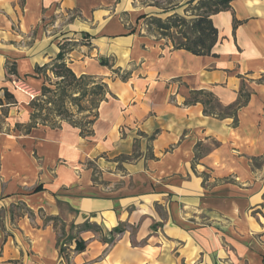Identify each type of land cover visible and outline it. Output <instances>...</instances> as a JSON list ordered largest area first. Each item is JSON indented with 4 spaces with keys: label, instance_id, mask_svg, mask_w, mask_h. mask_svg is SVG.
I'll use <instances>...</instances> for the list:
<instances>
[{
    "label": "crops",
    "instance_id": "0c3cea01",
    "mask_svg": "<svg viewBox=\"0 0 264 264\" xmlns=\"http://www.w3.org/2000/svg\"><path fill=\"white\" fill-rule=\"evenodd\" d=\"M157 13L131 0H0V89L17 102L0 129V264H264V0L212 16L214 56L149 32L138 18ZM68 41L78 43L66 54L72 72L103 78L112 94L93 134L65 122L14 130L44 82L35 67ZM196 90L223 117L185 105ZM238 102L234 122L227 107ZM55 218L66 236L97 229L78 232L85 250L70 247L69 260Z\"/></svg>",
    "mask_w": 264,
    "mask_h": 264
},
{
    "label": "trees",
    "instance_id": "16d2710c",
    "mask_svg": "<svg viewBox=\"0 0 264 264\" xmlns=\"http://www.w3.org/2000/svg\"><path fill=\"white\" fill-rule=\"evenodd\" d=\"M156 2L145 3V7H155L159 10L157 16L147 17L146 14L141 15L138 19H144L147 27L153 26L154 33L160 38L169 41L173 49L185 50L196 56H214L212 50L218 40V31L215 27L212 16L220 12L230 9V4L234 0H160L162 4ZM182 9V13L178 11ZM237 22L234 21V26ZM84 39H89L87 34L83 35ZM77 42H64L59 46V52L49 64L43 66H36L34 71L38 76H44V82L40 88V94L30 101V107L33 111L29 114L28 123H16L15 130L29 134L33 128L38 125L47 126L50 128H60L63 122L79 129L80 136L86 138L93 134L92 126L98 117V108L100 103L106 100L108 95H112L109 91L107 83L103 78L93 76L80 75L76 76L68 67L66 54L69 53ZM102 65L107 66L108 63L104 59L100 60ZM119 76L122 81L128 77V73L120 74L119 70H112ZM47 72L55 78L54 89L47 86L52 85L51 79L47 76ZM15 66L12 64L8 67V74H15ZM88 82L90 89H87ZM75 91L76 94L72 101L76 105V115H69L66 109V101L69 99V91ZM2 95L0 96V109L3 111L5 105L16 104L14 95L8 91L7 88H1ZM56 99H53V98ZM85 97H90L89 108L82 105ZM43 98L45 101H43ZM248 95L245 98L247 101ZM54 103V116L51 117L50 108L48 114L42 113L44 106ZM200 103L203 106L204 114L223 117L225 113L217 112L220 105L214 99L212 93L205 90H196L190 93V98L186 99L185 105H193ZM236 106L227 107L230 111L228 114L234 117L236 122V110L241 106L240 102ZM87 109V110H86ZM40 118L41 123L36 120ZM57 118V120H56ZM52 123V124H48ZM41 187H37L35 191ZM94 226L85 223L81 230L89 231ZM118 228L113 229L110 234L118 233ZM113 241V237L107 241ZM85 250V243L83 240H75V252H83ZM62 251V249L60 250ZM63 252V251H62Z\"/></svg>",
    "mask_w": 264,
    "mask_h": 264
},
{
    "label": "rangeland",
    "instance_id": "374dc122",
    "mask_svg": "<svg viewBox=\"0 0 264 264\" xmlns=\"http://www.w3.org/2000/svg\"><path fill=\"white\" fill-rule=\"evenodd\" d=\"M150 2H156V0H131V3H132V5L134 4V6H136V7H138V8H141V7H145V3H150ZM160 4H162V1H158ZM162 5H164V6H166L167 4H162ZM151 11V10H150ZM179 13H182V11L181 10H179L178 11ZM147 24V23H146ZM154 27L153 26H149V27H147V30L149 31V32H153L154 31ZM87 40V39H86ZM79 41H84V38L83 39H81V40H79ZM76 47V46H75ZM50 75H47L50 79H51V83H52V85H49V83L47 82V86H49L51 89H54L55 88V86L53 85L56 81H55V78L51 75V73H49ZM121 75H123V74H121ZM18 84V83H17ZM90 83L88 82V85H87V89H90ZM19 88H16L15 86H14V83H12V88L13 89H11V90H14V91H16L17 93V96L20 98V99H22V100H25L26 99V97H27V92H28V88L27 87H24V86H22V85H20V86H18ZM30 92V91H29ZM73 93H75V91L74 90H72V92L71 91H69V99H67V101H66V109H67V111H68V114L69 115H76L75 117H77V111H76V105H75V103L72 101V98L71 97H74L76 94H73ZM1 94V93H0ZM30 94V93H29ZM28 94V95H29ZM40 94V91H39V93H38V95ZM37 96V95H36ZM36 96H34V97H36ZM29 98L28 99H31V97L30 96H28ZM89 98L90 97H85L84 99H83V101H82V105H83V107H85V108H89L88 106H89V102H88V100H89ZM53 99H56L55 97L53 98ZM31 101V100H30ZM43 101H45L44 100V98H43ZM30 103V102H29ZM29 107H30V104H29ZM44 107H46V108H44V110H42V113H43V115L44 114H48V108H50V115H51V117H53L54 116V113H51L54 109H53V107H54V103H52L51 105H46V106H44ZM86 109V110H87ZM8 108H5V109H3V111H1L0 110V129H4V130H6V131H8V130H10V125H11V123H13V121L12 120H10L9 122L6 120V119H8ZM15 111H16V109L15 110H12V112H11V115H12V117H14V118H17V115H16V113H15ZM18 111L20 112V110L18 109ZM33 111V108H31L30 107V113ZM30 117V116H29ZM56 120H57V118H56ZM36 122L37 123H41L40 122V118H38L37 120H36ZM26 123H28V122H26ZM7 124H10V125H7ZM22 124H25V123H22ZM49 125L50 124H52V123H48ZM14 130H15V128H14ZM21 209H19V211H17V213H19V212H21V210H22V207H20ZM46 220V219H45ZM48 220V219H47ZM46 220V221H47ZM53 225L54 226H57L58 227V240H60V247H61V249H62V251H63V257H64V260H65V258H69L70 257V247H74V243H73V239L76 237V235H79V231H81V229L83 228V225L82 226H78V229H76L74 226L70 229V233H69V235L68 236H66V232L64 231V229H65V225L62 223V222H60V219H58V218H55V219H53ZM93 230H97V229H95V227H93L92 228ZM61 251V252H62ZM69 260V259H68Z\"/></svg>",
    "mask_w": 264,
    "mask_h": 264
},
{
    "label": "built area",
    "instance_id": "2783aa9c",
    "mask_svg": "<svg viewBox=\"0 0 264 264\" xmlns=\"http://www.w3.org/2000/svg\"><path fill=\"white\" fill-rule=\"evenodd\" d=\"M14 83V86L16 87V88H19L18 86H20V84L18 83L17 84V82H13ZM29 96L31 97V100L34 98V96L32 95V94H29Z\"/></svg>",
    "mask_w": 264,
    "mask_h": 264
}]
</instances>
